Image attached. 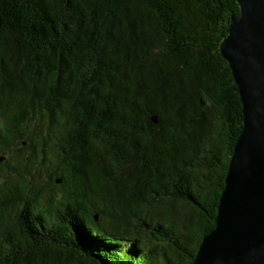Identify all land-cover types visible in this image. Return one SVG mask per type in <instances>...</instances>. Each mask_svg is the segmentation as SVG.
Here are the masks:
<instances>
[{
  "label": "trees",
  "instance_id": "trees-1",
  "mask_svg": "<svg viewBox=\"0 0 264 264\" xmlns=\"http://www.w3.org/2000/svg\"><path fill=\"white\" fill-rule=\"evenodd\" d=\"M238 16L235 0H0V264L193 262L242 129L219 52Z\"/></svg>",
  "mask_w": 264,
  "mask_h": 264
},
{
  "label": "water",
  "instance_id": "water-1",
  "mask_svg": "<svg viewBox=\"0 0 264 264\" xmlns=\"http://www.w3.org/2000/svg\"><path fill=\"white\" fill-rule=\"evenodd\" d=\"M219 52L237 88L242 129L229 160L214 228L191 264H264V0H235ZM157 124L155 116L150 117ZM0 156V163L4 160ZM55 179V184H60Z\"/></svg>",
  "mask_w": 264,
  "mask_h": 264
},
{
  "label": "rangeland",
  "instance_id": "rangeland-1",
  "mask_svg": "<svg viewBox=\"0 0 264 264\" xmlns=\"http://www.w3.org/2000/svg\"><path fill=\"white\" fill-rule=\"evenodd\" d=\"M34 123H36V122H35V121H32V122H31L32 127H33ZM12 155H13V156H16L15 158H17V154H16L15 151H13ZM22 168L24 169L25 172H27L29 167L27 166V164H25V162H22ZM40 171H41V170H40ZM28 172H29V171H28ZM3 174H4V173H3ZM4 176H5V175H3V178H4ZM14 177H15V179L17 178L16 175H13V178H14ZM3 178L0 177V182L3 181ZM45 180H46V176L43 175L42 179L40 180V183L43 184ZM60 196H61V194H60V193H57V197H60ZM61 212L63 213L64 211H61Z\"/></svg>",
  "mask_w": 264,
  "mask_h": 264
},
{
  "label": "flooded vegetation",
  "instance_id": "flooded-vegetation-1",
  "mask_svg": "<svg viewBox=\"0 0 264 264\" xmlns=\"http://www.w3.org/2000/svg\"><path fill=\"white\" fill-rule=\"evenodd\" d=\"M157 124H158V122H157ZM157 124H156V125H157ZM25 146H26V143L23 142V143H22V147H25ZM15 149L17 150V152L19 151V150H18L19 148L16 147ZM14 151H15V150H14ZM15 152H16V151H15ZM17 152H16V153H17ZM18 153H19V152H18ZM43 157H44V161H45V157H46V156L44 155ZM41 159H43V158L41 157ZM58 160H59V159H58ZM41 162H42V161H39L38 164H41ZM42 163H43V162H42ZM42 169H43V168H42ZM45 176H46V180L44 181V183H46V182L48 181V176H47V175H45ZM44 183H43V184H44ZM61 184H62V182H60V184H56V185H61Z\"/></svg>",
  "mask_w": 264,
  "mask_h": 264
}]
</instances>
